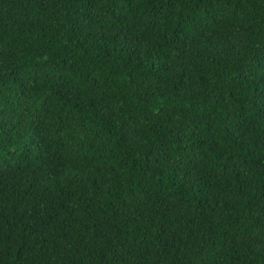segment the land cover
Instances as JSON below:
<instances>
[{
  "label": "trees",
  "instance_id": "1",
  "mask_svg": "<svg viewBox=\"0 0 264 264\" xmlns=\"http://www.w3.org/2000/svg\"><path fill=\"white\" fill-rule=\"evenodd\" d=\"M0 264H264V0H0Z\"/></svg>",
  "mask_w": 264,
  "mask_h": 264
}]
</instances>
